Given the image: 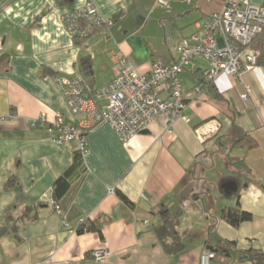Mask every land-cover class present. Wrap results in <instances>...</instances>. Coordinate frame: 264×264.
I'll list each match as a JSON object with an SVG mask.
<instances>
[{
  "label": "crops",
  "instance_id": "obj_1",
  "mask_svg": "<svg viewBox=\"0 0 264 264\" xmlns=\"http://www.w3.org/2000/svg\"><path fill=\"white\" fill-rule=\"evenodd\" d=\"M86 1L114 24L80 42L62 17ZM223 7L224 0H0V264H199L207 243L219 241L235 246L211 264H252L244 252L264 254V36L240 79L203 83L202 58L180 74L186 122L168 129L156 120L125 143L103 122L86 132L85 154L75 142L50 141L57 114L74 126L86 121L70 113L59 80L81 78L94 92L114 78L117 50L141 74L154 61L169 65L177 43ZM40 115L45 121L32 127ZM62 176L70 187L55 205L52 186ZM227 182L235 193L222 189ZM162 205L178 214L185 248L176 255L153 232ZM236 206L252 219L234 228L221 215ZM94 221H104L101 237L77 233ZM102 248L110 255L92 261Z\"/></svg>",
  "mask_w": 264,
  "mask_h": 264
},
{
  "label": "built area",
  "instance_id": "obj_2",
  "mask_svg": "<svg viewBox=\"0 0 264 264\" xmlns=\"http://www.w3.org/2000/svg\"><path fill=\"white\" fill-rule=\"evenodd\" d=\"M62 24L70 38L85 41L97 30H108L114 23L104 19L94 4L86 1L80 8L65 14ZM195 26V33L177 43L174 62L162 65L154 61L147 74L139 73L117 50L112 54L114 78L94 92H86L81 78L59 80L70 113L81 114L86 121L74 126L57 114L49 124L50 141L59 146L75 142L85 154L86 132L103 122L111 126L122 143L156 120L168 129L177 120L186 122L188 95L180 82V74L193 73L195 59L202 58L208 64L202 74L205 83L212 84L220 75L240 79L256 61V53L249 50L254 41L264 36V5L252 6L248 0H224L220 12L210 14ZM199 91L196 88L194 93ZM241 98L245 100L246 95ZM37 121L44 122V116L32 121L31 126L35 127ZM109 255L110 252L102 248L90 253V258L98 263ZM214 258V253L207 250L200 255L199 264H211Z\"/></svg>",
  "mask_w": 264,
  "mask_h": 264
},
{
  "label": "trees",
  "instance_id": "obj_3",
  "mask_svg": "<svg viewBox=\"0 0 264 264\" xmlns=\"http://www.w3.org/2000/svg\"><path fill=\"white\" fill-rule=\"evenodd\" d=\"M83 42V41H80ZM87 65L86 62H83V66ZM203 80V79H202ZM203 83H205L203 81ZM207 84V83H205ZM86 92L88 88L84 82ZM199 89V88H198ZM236 144L245 145V139L239 140ZM252 143H248V146H251ZM81 153L82 150L80 149ZM70 187L69 181L65 176L59 177L55 180L52 186V198L54 204L57 205L58 202L64 197ZM120 199L128 206H132L130 202L126 200L121 194L119 195ZM158 215L161 219V224L159 226L153 227V232L162 245V248L169 255H176L181 253L185 245L182 241L181 236L177 232V221L178 214L171 213L165 206H161L158 210ZM24 217H28L25 215ZM35 215L32 216L34 218ZM222 219L229 224L231 227H238L243 222H248L252 219V216L249 213L241 211L238 206L234 208H227L222 211ZM104 221H94L88 223H82L77 230L78 234L84 232H93L97 233L101 237V226ZM234 243L231 242H216V243H207V250L214 253L215 258L212 261L227 260L234 248ZM242 259H246L252 264H264V254L257 250H248L243 253Z\"/></svg>",
  "mask_w": 264,
  "mask_h": 264
},
{
  "label": "water",
  "instance_id": "obj_4",
  "mask_svg": "<svg viewBox=\"0 0 264 264\" xmlns=\"http://www.w3.org/2000/svg\"><path fill=\"white\" fill-rule=\"evenodd\" d=\"M222 189L226 193H235L237 191V187H236L235 183H233V182H227V183L223 184Z\"/></svg>",
  "mask_w": 264,
  "mask_h": 264
}]
</instances>
